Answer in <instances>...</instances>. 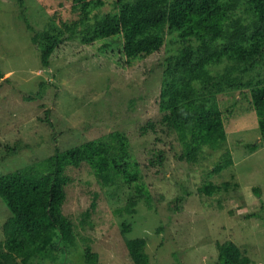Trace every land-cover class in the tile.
Wrapping results in <instances>:
<instances>
[{
    "label": "rangeland",
    "instance_id": "rangeland-1",
    "mask_svg": "<svg viewBox=\"0 0 264 264\" xmlns=\"http://www.w3.org/2000/svg\"><path fill=\"white\" fill-rule=\"evenodd\" d=\"M58 1L23 0L20 6L18 0H0V174L51 155L55 146L63 150L114 130L129 137L141 172L135 182L119 177L104 185L85 164L71 171L63 211L74 224L76 245L64 253L66 263L86 264L83 251L90 244L100 264H133L121 233V222L126 221L128 238L146 240L147 264H217L216 243L226 240L233 241L250 264H264V147H246L260 139L255 110L243 94L230 90L218 97L223 109L235 103L225 119V146L233 163L211 174L225 148L213 151L208 146L194 162L181 160L182 146L172 132L158 124L155 131L142 129L160 117L157 98L166 50L129 69H116L101 53L81 46L75 48L79 53L74 59L67 55L42 67L23 15L34 29H41L52 15L50 6ZM60 1L70 5L69 0ZM107 4L101 10H109ZM222 68L213 67L212 72ZM256 72L264 77V60L251 74ZM157 151H163V159L153 166ZM209 179L220 187L212 195L199 191ZM224 181L229 182L227 189ZM142 185L150 204L140 198L133 213L119 212L128 198L138 197L137 186ZM94 192L99 194L96 207L85 223ZM8 215L0 201V239ZM56 254V260L33 259L30 264H60L61 255Z\"/></svg>",
    "mask_w": 264,
    "mask_h": 264
},
{
    "label": "trees",
    "instance_id": "trees-1",
    "mask_svg": "<svg viewBox=\"0 0 264 264\" xmlns=\"http://www.w3.org/2000/svg\"><path fill=\"white\" fill-rule=\"evenodd\" d=\"M69 1V6L60 0L51 5L52 15L41 29H34L23 15L42 67L67 55L74 59L79 53L75 48L83 46L101 53L114 68L129 69L164 48L167 55L161 63L157 98L160 117L147 121L144 132L147 128L155 131L156 124L172 132L182 146L178 157L187 162L197 160L204 146L213 151L225 148L210 171L219 173L233 163L225 146V119L235 103L223 109L218 97L240 91L255 110L259 127V142L246 147H264V77L259 72L251 74L264 60V0ZM18 3L23 5V0ZM106 4L110 9L101 10ZM221 64L222 70L213 73V67ZM16 147L15 143L13 152ZM130 148L126 133L114 130L63 150L55 146L51 155L0 174V201L9 213L2 223L0 264L56 260V253L61 255L60 264H68L64 256L76 245L74 224L63 211L71 171L85 164L98 183L114 184L119 177L135 182L141 177L140 165ZM162 159L163 151H157L150 164L160 165ZM222 186L227 189L229 182ZM219 189L209 179L199 191L212 195ZM253 190L259 192L256 187ZM137 191L138 197L128 198L119 212L133 213L140 198L150 202L146 187L137 186ZM98 196L94 192L84 212L85 223ZM121 225L127 258L133 264H147L145 238H128L130 223L122 221ZM216 246L217 264L251 263L231 240ZM83 259L86 264H100L90 244L84 247Z\"/></svg>",
    "mask_w": 264,
    "mask_h": 264
}]
</instances>
